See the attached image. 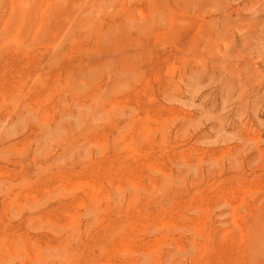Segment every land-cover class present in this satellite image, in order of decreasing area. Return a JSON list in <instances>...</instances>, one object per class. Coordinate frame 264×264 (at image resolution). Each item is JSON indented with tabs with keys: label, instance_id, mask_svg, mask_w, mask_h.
<instances>
[{
	"label": "rangeland",
	"instance_id": "rangeland-1",
	"mask_svg": "<svg viewBox=\"0 0 264 264\" xmlns=\"http://www.w3.org/2000/svg\"><path fill=\"white\" fill-rule=\"evenodd\" d=\"M0 264H264V0H0Z\"/></svg>",
	"mask_w": 264,
	"mask_h": 264
},
{
	"label": "bare ground",
	"instance_id": "bare-ground-1",
	"mask_svg": "<svg viewBox=\"0 0 264 264\" xmlns=\"http://www.w3.org/2000/svg\"><path fill=\"white\" fill-rule=\"evenodd\" d=\"M80 182V181H79ZM169 224V223H168ZM252 235V234H251ZM250 244V243H249ZM263 247V246H262Z\"/></svg>",
	"mask_w": 264,
	"mask_h": 264
}]
</instances>
